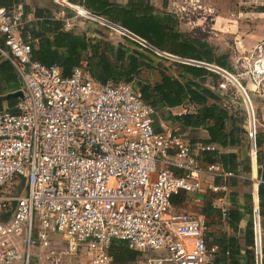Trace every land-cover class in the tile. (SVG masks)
Returning a JSON list of instances; mask_svg holds the SVG:
<instances>
[{
    "label": "built area",
    "instance_id": "built-area-1",
    "mask_svg": "<svg viewBox=\"0 0 264 264\" xmlns=\"http://www.w3.org/2000/svg\"><path fill=\"white\" fill-rule=\"evenodd\" d=\"M184 1L197 7L201 3ZM71 10L72 20L83 17L105 23L139 46L151 48L81 6ZM70 23L66 21L65 27ZM0 38V56L23 85V99L17 100L15 112L0 111V264H65L77 256L87 264H112L113 241L150 253L145 264H215L219 249L206 244L205 217L173 213L171 203L180 193L198 194L203 176L234 177L218 163L202 167L197 162L195 151L205 153L214 147L187 143L168 130L156 132L155 110L139 92L130 83L96 82L85 61L68 76L56 65L35 61L21 4L0 7ZM251 58L248 74L253 80L264 78V41L254 47ZM182 61L242 89L219 66ZM225 88V82L219 83L221 94ZM242 91L247 98L243 101L249 155L260 170L258 185L264 183V156L258 165L259 135L249 98ZM13 183L23 185L18 196L8 190ZM208 189L227 190L213 184ZM252 208L253 261L263 264L258 201L253 199Z\"/></svg>",
    "mask_w": 264,
    "mask_h": 264
},
{
    "label": "crops",
    "instance_id": "crops-1",
    "mask_svg": "<svg viewBox=\"0 0 264 264\" xmlns=\"http://www.w3.org/2000/svg\"><path fill=\"white\" fill-rule=\"evenodd\" d=\"M18 4H21L23 7L26 29L29 31H38L40 25L44 26L46 29H54L55 27L62 25V30L65 32L85 36L87 43L90 46L97 48L99 54H102L106 59L114 60L119 46L121 48L119 50L120 53H126L127 55L137 53L146 58L147 60L145 63L148 64L149 67L141 68L140 82L147 86L154 87L160 83L159 70H165L166 75L181 82L187 81L188 79L191 80L190 75L181 71L174 64L176 61L171 63V65H173L172 69H170L167 63H165L166 60L173 61L170 58L182 60L181 58L151 46L149 44L150 41L143 38L144 36H148L151 38V41H155L157 38L156 36L160 37L163 35L162 40L165 42L167 37L171 36L173 31L182 33L181 22L177 15V12H179L177 9L178 6L174 7L175 4L172 3L171 0L167 3L166 0H0V7H10ZM72 6H81L97 17L109 20L113 25L119 27L120 25L130 26L133 28L134 33L140 39L148 43L151 48H143L130 41L129 38L117 35L111 31L112 28L105 23L92 21L94 24L91 25L90 23L72 20L74 16V12L71 10ZM66 21L69 23L72 22L69 27H65ZM96 24H99V26ZM46 35L51 37L53 32H46ZM186 37L188 39H194L188 36ZM36 45L37 41L34 39L32 41V46L36 47ZM87 53L91 54L89 48ZM184 61L194 62V60L191 59H184ZM183 64L190 65L188 63ZM209 78L211 80L214 79L207 75L206 77H203L204 81L200 78H195L193 81L202 87L209 88L210 90L219 93V89L215 91L213 86L210 85ZM130 84L136 91H138L136 82ZM16 91H23V85L15 74L10 63L0 56V97H4L7 94ZM219 94L221 95V93ZM244 98L247 101L245 95ZM8 100L0 101L3 103V110H7L6 102ZM151 101L154 102L153 107L155 113L153 115V127L156 132L168 130L179 135L187 143H200L205 145L204 143L209 139L208 128L212 127L213 121L202 120V117L200 116L203 109L202 105L184 101L179 106L170 107L164 102L158 101L156 97H152ZM214 103L213 100H209L207 106ZM220 103L221 102H218L217 105L219 106ZM223 107L232 115L231 119L225 121L224 134L227 135L225 139L226 146L209 144V146L214 147V150L208 152L216 153L217 155H225L228 153L235 154L239 163L237 171L243 172V169L248 166V163L243 161L245 157L248 156V153L247 151L241 153V147H239V144L229 146L228 143L232 138L230 137L232 130L234 127H238V125L236 122L234 123L232 121L235 120V115L232 111L228 109L225 104ZM175 117L183 118L178 120ZM252 121L253 119L251 116V123ZM234 138H237L236 135ZM195 155L197 162L202 167L209 164L205 162L203 153L195 151ZM251 162L252 165L250 171L252 172L253 177H255V173L257 172L256 164L252 159ZM175 172L178 173V171ZM235 177H237V175H235ZM233 178L222 179L213 178L212 176L207 175L203 176L202 190L198 194L180 193L182 196L180 203L176 206H172L178 210H187L189 213H195L205 217L209 226L206 244L208 247L217 246L219 249L215 257V264H230V261L233 260H236L238 264L249 263L247 262L245 253L246 250L251 249V246H248L251 242V233L248 228L250 224V215L246 210L243 200L238 199V203L235 200L231 203L235 205L233 207L238 210L239 222H236V217H234V215L233 217L229 215L230 210L226 207L225 200H223L224 197L216 198L219 193H213L208 189L212 184L216 186H226L225 181ZM235 182L236 186H231V184L228 185L230 187L227 186L229 191L234 189V191L237 192L236 190L238 187H242V184L239 183V181ZM257 190L258 185L254 182L252 188V202L253 199L255 202L258 201ZM223 209L227 210L226 214L222 213ZM230 249L234 251L237 250L239 253V255L233 257L231 260L228 258V253L226 252ZM224 251L226 252L225 254H223ZM65 264L80 263L69 260Z\"/></svg>",
    "mask_w": 264,
    "mask_h": 264
},
{
    "label": "trees",
    "instance_id": "trees-1",
    "mask_svg": "<svg viewBox=\"0 0 264 264\" xmlns=\"http://www.w3.org/2000/svg\"><path fill=\"white\" fill-rule=\"evenodd\" d=\"M109 21V20H108ZM175 26V24H174ZM120 27L128 30L132 34L136 35L133 31V28L130 26L120 25ZM29 31V30H28ZM32 39L37 41L36 47L32 46V56L33 59L44 66H58L64 76H68L73 67L79 65L81 61H85L87 64V70L89 71L91 77L98 83H117L125 82L132 83L136 82L138 86V92L142 100L153 107L152 97H156L158 101H162L170 107L179 106L184 101L190 103H195L202 105L203 109L200 113L202 120H211L213 121L212 127L208 128L209 139L204 143L205 145L209 144H218L226 146L224 134L225 121L232 118V115L223 107L224 103L223 97L209 88L202 87L198 83L194 82L195 78H200L204 81L203 77L212 74L208 73L209 71L203 67L185 65L183 63H174L181 71L185 72L187 75H190L191 80L187 81H178L175 78H172L166 75L165 70H159L160 83L154 87L147 86L140 82V70L142 67H149L145 63L146 58L140 56L139 54H129L120 53V46L117 48V55L114 60L106 59L99 54L98 49L90 46L83 35H74L70 32H65L62 30V25L55 27L54 29H46L44 26L40 25L38 31H29ZM46 32H53L51 37L46 35ZM137 36V35H136ZM155 41H151V38L144 36V39L150 41V45L166 51L167 53L177 56L184 59H191L197 62H204L207 64H213L210 56H208L207 45L196 39H188L182 33H177L173 31L171 36L167 37V40L163 42V35L156 36ZM160 38V39H158ZM131 41V40H130ZM133 42V41H132ZM135 43V42H133ZM152 43V44H151ZM0 46H3V41L0 38ZM91 51V54L87 53V50ZM216 65L229 70L227 64L220 60H216ZM13 68V67H12ZM14 70V69H13ZM214 75V74H213ZM213 77V76H212ZM214 78H217L214 75ZM15 79V78H14ZM209 100H213L215 103L208 105ZM218 102H221L218 106ZM17 100L10 99L6 102L7 110L15 112L14 106L16 105ZM154 108V107H153ZM3 110V103L0 102V111ZM176 119H182L183 117H175ZM234 123L235 120H232ZM238 127H234L230 137L229 146H235L239 144V133L243 132ZM234 133V134H233ZM236 135L237 138H234ZM263 145V140L258 137L257 146L258 148ZM204 160L206 163L213 164L219 163L222 165L224 170L231 172L234 177L237 169L239 168V163L237 161V156L232 153L225 155H217L212 152L203 153ZM248 163L247 168L243 169L244 173L250 172L249 167V157L246 156L243 160ZM262 157H258L257 164L260 165ZM258 175L260 170L258 169ZM233 178V177H231ZM231 186H236L235 180H232L230 183ZM249 184V183H247ZM258 207L260 217L263 219V228H264V183L258 184ZM182 196L180 194L175 195L171 199L172 206H176L180 203ZM233 205V204H232ZM229 215L236 217V222H239L238 210L232 208L229 212ZM250 233H251V242L248 246H251V249L246 250L245 256L247 258L248 264H254L253 261V239L251 231V223L249 224ZM228 253V258L231 260L233 257L239 255L238 251L230 249L226 251ZM225 251L223 254L226 253ZM109 254L112 257V262L115 264H126L132 262L137 256L141 253L132 251L128 249L127 245L121 241H113L111 243ZM230 264H238L235 260L230 261ZM264 264V260H263Z\"/></svg>",
    "mask_w": 264,
    "mask_h": 264
},
{
    "label": "rangeland",
    "instance_id": "rangeland-1",
    "mask_svg": "<svg viewBox=\"0 0 264 264\" xmlns=\"http://www.w3.org/2000/svg\"><path fill=\"white\" fill-rule=\"evenodd\" d=\"M168 1L169 0H166V3ZM171 2L175 4L174 7L183 6L185 8L183 12H177L181 22L182 34L205 43L207 45L206 52L213 62L211 65L215 66L217 59L224 61L229 67L228 73L239 82L248 96L253 111L252 114L255 119L257 134L263 140V145L259 149L257 159L258 157H263L264 78L258 77L256 80H253L248 74V71L251 69V62H253L251 55L254 51V47L258 43L264 41V0H201L198 7L185 3L184 0H171ZM76 20L77 22L81 21L83 23H90L91 25L94 24V22H92L93 20H86L83 17H79ZM97 26H99V24ZM111 31L119 36H123L115 30ZM170 59L173 61L166 60L165 62L170 69L173 67L171 63L175 61L180 63L183 62L180 59ZM208 73L212 74L211 78L212 76L214 78V75L217 77L213 80L209 78L210 85L213 86L215 91H217L219 83L225 82L226 84V88L221 94L223 97L222 102L235 115L234 119L238 125V129L243 131L239 133V147H241V153L247 151L250 160L249 167H251L252 162L249 155L250 145L246 135L248 115L243 101L244 93L234 81L227 82L219 75H213L210 71ZM219 93H221V90H219ZM236 174L237 177L225 181L226 187L232 183V180L239 181L242 187H238L236 190L237 192H235L234 189L229 191L228 187L230 186H228L227 190L217 194L216 198L224 197L223 200H225L226 207L229 210L235 206L231 204L232 201L235 200L238 203V199L243 200L246 210L250 215V223H252V188L254 182L257 183L258 172L255 173V177H253L251 171L249 173L236 172ZM8 190L11 192V195L18 196L23 192V185H15L13 183ZM172 212L189 213L187 210L182 211L174 207H172ZM260 220L264 253L263 219L260 217ZM148 256H151V254L142 253L127 264H145V259ZM70 260L80 264H87L83 256H77ZM112 264L115 263L112 262Z\"/></svg>",
    "mask_w": 264,
    "mask_h": 264
},
{
    "label": "water",
    "instance_id": "water-1",
    "mask_svg": "<svg viewBox=\"0 0 264 264\" xmlns=\"http://www.w3.org/2000/svg\"><path fill=\"white\" fill-rule=\"evenodd\" d=\"M10 98L15 99V100H21V99H23V92L22 91H16L13 93H9L4 97H0V101L1 100H8Z\"/></svg>",
    "mask_w": 264,
    "mask_h": 264
},
{
    "label": "bare ground",
    "instance_id": "bare-ground-1",
    "mask_svg": "<svg viewBox=\"0 0 264 264\" xmlns=\"http://www.w3.org/2000/svg\"><path fill=\"white\" fill-rule=\"evenodd\" d=\"M253 119V118H252ZM254 120V119H253ZM250 124L252 125V123H251V116H250Z\"/></svg>",
    "mask_w": 264,
    "mask_h": 264
}]
</instances>
